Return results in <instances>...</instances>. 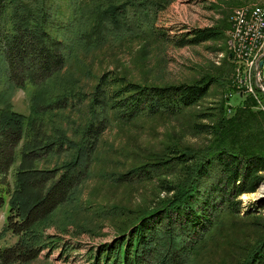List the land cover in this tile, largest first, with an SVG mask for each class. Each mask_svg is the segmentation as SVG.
<instances>
[{
  "label": "trees",
  "instance_id": "16d2710c",
  "mask_svg": "<svg viewBox=\"0 0 264 264\" xmlns=\"http://www.w3.org/2000/svg\"><path fill=\"white\" fill-rule=\"evenodd\" d=\"M80 2L68 0L71 17L63 20L61 0H0V206L8 204L0 236L15 237L11 245L0 246V264H32L42 250L58 246V237L44 229L57 207L77 200L100 135L112 120L180 114L220 81L205 75L192 83L141 85L110 71L87 72L95 81L87 111L64 125L63 112L86 96L65 71L71 60L109 37H141L144 27L152 30V13L163 7L161 0ZM228 25L194 28L174 44L218 39ZM16 87L28 93L27 114L13 107ZM240 96L230 115L226 96L214 122L191 125L209 136L205 144L167 143L147 149L124 171L103 173L114 183L157 180L165 194L117 225L110 240L91 245L86 264H189L224 217L239 211V196L264 180V113L258 107L264 93L256 88L255 96ZM237 264H264V238Z\"/></svg>",
  "mask_w": 264,
  "mask_h": 264
},
{
  "label": "rangeland",
  "instance_id": "374dc122",
  "mask_svg": "<svg viewBox=\"0 0 264 264\" xmlns=\"http://www.w3.org/2000/svg\"><path fill=\"white\" fill-rule=\"evenodd\" d=\"M161 1L163 7L152 13V30L144 27L145 33L137 38L109 37L103 46L78 53L76 59L71 60L65 71L77 78L76 86L86 96L73 110L63 112L66 117L61 122H78L86 113L90 86L95 82L87 72L99 75L110 71L141 85L192 83L205 75L217 76L220 81L210 87L198 104L180 114L141 116L129 123L112 120L100 135L88 176L78 187L77 200L57 207L52 213L54 221L44 229L48 235H56L60 243L52 250H42L32 264H86V251L91 245L110 240L117 225L126 223L139 208L148 207L155 198L165 194L157 180L114 183L103 173L124 171L137 163L140 154L147 149L158 150L167 143L200 146L209 139L208 135L193 131L191 125L199 121L214 122L219 116V105L231 94L233 64L227 32L233 11L255 5L264 7V0ZM60 14L63 20L71 17L68 0H61ZM224 24L229 25L224 28L225 35L218 39L196 45L174 44V39L189 34L194 28ZM261 69L264 76V64ZM238 92L236 88L225 101L227 115L242 101ZM11 102L15 110L29 112L28 93L23 88H14ZM258 107L264 113V104L259 103ZM203 113L211 116L198 118ZM239 199V211L224 217L216 235L193 255L189 264H237L264 238V180L255 191L245 192ZM109 211L112 215L106 213ZM7 212L6 201L0 206V232ZM62 221L66 230L61 229ZM14 241L10 232L0 236L1 247ZM68 245L75 249L64 251Z\"/></svg>",
  "mask_w": 264,
  "mask_h": 264
},
{
  "label": "built area",
  "instance_id": "2783aa9c",
  "mask_svg": "<svg viewBox=\"0 0 264 264\" xmlns=\"http://www.w3.org/2000/svg\"><path fill=\"white\" fill-rule=\"evenodd\" d=\"M228 34L231 37L233 80L240 95L264 93V76L258 70L259 52L264 44V7L235 8ZM231 96L228 95V97Z\"/></svg>",
  "mask_w": 264,
  "mask_h": 264
},
{
  "label": "bare ground",
  "instance_id": "6f19581e",
  "mask_svg": "<svg viewBox=\"0 0 264 264\" xmlns=\"http://www.w3.org/2000/svg\"><path fill=\"white\" fill-rule=\"evenodd\" d=\"M228 41H229V44L231 45V37H230V39L228 38ZM231 48V51H232V46H230ZM232 53V52H231ZM260 61H262V66L261 67H259V62ZM263 64H264V44H263V48H262V50L259 52V60H258V70L260 69V68H263ZM262 70V69H261Z\"/></svg>",
  "mask_w": 264,
  "mask_h": 264
},
{
  "label": "water",
  "instance_id": "95a60500",
  "mask_svg": "<svg viewBox=\"0 0 264 264\" xmlns=\"http://www.w3.org/2000/svg\"><path fill=\"white\" fill-rule=\"evenodd\" d=\"M261 66H262V61L259 62V67H261Z\"/></svg>",
  "mask_w": 264,
  "mask_h": 264
}]
</instances>
